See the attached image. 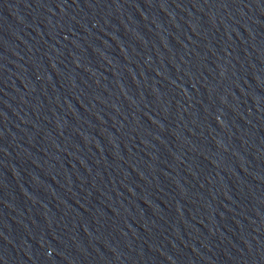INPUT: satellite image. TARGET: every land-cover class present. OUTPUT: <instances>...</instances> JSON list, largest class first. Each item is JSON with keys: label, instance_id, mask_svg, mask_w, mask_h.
I'll use <instances>...</instances> for the list:
<instances>
[{"label": "water", "instance_id": "obj_1", "mask_svg": "<svg viewBox=\"0 0 264 264\" xmlns=\"http://www.w3.org/2000/svg\"><path fill=\"white\" fill-rule=\"evenodd\" d=\"M0 264H264V0H0Z\"/></svg>", "mask_w": 264, "mask_h": 264}]
</instances>
